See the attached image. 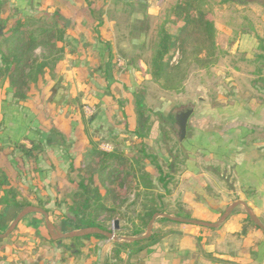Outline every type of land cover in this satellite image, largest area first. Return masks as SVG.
Here are the masks:
<instances>
[{
    "label": "rangeland",
    "instance_id": "rangeland-1",
    "mask_svg": "<svg viewBox=\"0 0 264 264\" xmlns=\"http://www.w3.org/2000/svg\"><path fill=\"white\" fill-rule=\"evenodd\" d=\"M28 1L29 10L18 12L11 0H0V38L18 18L30 19L26 30L38 36L43 28L60 23L53 10L68 22L67 35L65 46L57 54L38 48L31 55L32 62H44L48 70L37 77V82H30L27 90L22 89L25 99L14 97L6 80L0 82V169L11 175L10 185L18 194L17 200L48 210L49 220L61 233L74 230L61 218L67 209L57 204L75 190L71 182L79 180V172L73 169L78 168L84 150L111 145L126 157L122 175L127 163L133 164L135 178L128 179V186H135L148 172L156 184L153 194H162L155 166L162 175L171 176V180L166 179L170 188L180 180V174L175 176L187 161L184 141L177 142L169 116L192 104L189 133L197 129L218 133L228 126L222 117L235 115L236 88L243 85L240 95L256 97L246 87L256 80L253 73L257 67L236 51V41L242 33H248L250 37L258 35L264 46V0H204L214 19L215 59L213 63H200L191 58L179 92L162 90L160 83L152 82L148 71L158 30L176 0H93L90 12L83 0H34L39 3L35 8L33 0ZM252 25L259 28L251 29ZM175 28L169 26L170 32ZM256 44L259 46V40ZM139 101L142 108L136 105ZM223 103L231 106L229 111L222 108ZM141 145L145 154L155 156V161L143 157ZM21 146H36L41 154L36 161L28 160ZM133 197L134 191L129 189L114 203L108 200L106 205L117 214L102 213L98 224L124 237L122 234L131 229L140 212L139 204L131 203ZM20 210L15 206L0 208L1 232ZM115 221L118 230H114ZM17 228L0 241L3 264H20L23 258L29 261L42 254L58 257L59 247H75L87 239L58 243L38 237L33 229L45 233L43 217L38 214L26 216ZM92 242L105 241H84ZM43 245L50 246L51 252L42 251Z\"/></svg>",
    "mask_w": 264,
    "mask_h": 264
},
{
    "label": "crops",
    "instance_id": "crops-1",
    "mask_svg": "<svg viewBox=\"0 0 264 264\" xmlns=\"http://www.w3.org/2000/svg\"><path fill=\"white\" fill-rule=\"evenodd\" d=\"M11 3L18 12L29 10L28 0H11ZM32 5L39 7L34 0ZM259 9L261 12L263 6L260 5ZM258 40L259 46L256 44ZM256 49L258 52L254 53ZM237 50L257 67L253 73L256 80L246 87L256 97L240 95L243 85L236 88L235 115L222 117L228 126L218 133L197 129L190 134L189 119L183 140L187 161L175 176L180 174V180L174 181L170 188L167 187L168 182L165 187L161 186L165 214L213 224L233 202L242 201L264 226L263 40L258 35L250 37L248 33H242L236 41ZM222 108L229 111L231 106L223 103ZM166 178L172 179L170 175ZM134 200L133 197L131 203ZM167 201H172V204ZM141 202L142 198L137 199V204ZM184 212L189 213L188 219L180 216ZM247 217L244 208L238 206L217 228L178 222L156 223V219L152 229L155 238L138 247L121 248L116 244L131 242L90 237L75 247H59L58 257L42 254L29 261L23 258L20 264H264V235L258 227L251 226ZM33 232L49 241L46 233L38 229H33ZM89 239L105 242L85 244L84 241ZM41 248L46 253L51 252L50 246L43 245ZM3 263L0 261V264Z\"/></svg>",
    "mask_w": 264,
    "mask_h": 264
},
{
    "label": "trees",
    "instance_id": "trees-1",
    "mask_svg": "<svg viewBox=\"0 0 264 264\" xmlns=\"http://www.w3.org/2000/svg\"><path fill=\"white\" fill-rule=\"evenodd\" d=\"M90 12V5L93 0H83ZM204 0H177L168 10L165 23L159 28L154 42L149 76L152 82L159 84L166 92H179L182 88L183 79L186 76L187 68L191 58L196 62L213 63L216 55L215 25L212 12L205 8ZM53 16L58 18L60 23L43 28L40 34L35 36L26 30V23L30 19L18 18L13 25L0 38V82L6 80L12 88L13 96L25 99L22 89L27 90L30 82H37L36 79L45 75L48 65L44 62H32L31 55L38 48H48L52 54L60 52L65 46V36L67 29L60 14L54 11ZM169 26H175V32L171 33ZM108 56H110V46L105 45ZM25 70H28L25 72ZM137 107L142 108V102H137ZM172 122V115H170ZM143 139V135L137 134ZM22 155L26 159L37 160L41 150L36 146L27 148L20 147ZM140 152L144 158L155 161V156L145 154V146L141 145ZM78 168L73 169L79 172V180L71 182L75 190L68 192L57 204L58 207L65 206L67 214L61 218L65 221L69 229H84L96 227L107 231L98 224V217L102 213L117 214L113 208L106 205L108 200L115 202L121 193L129 189L134 191L132 204H137V199L143 198L140 212L131 222V229L122 235L126 237H139L146 231V227L151 217L157 213H165L162 205V195H154V183L152 175L143 173L139 182L135 186H128V179L135 178V169L132 163H127L126 172L123 175L120 170L126 167L124 161L126 157L117 150L105 152L101 149L90 146L80 154ZM135 165L138 161L134 160ZM159 176L157 182L166 186V175H162L158 165L155 166ZM109 171V172H108ZM123 178V179H122ZM108 181V182H107ZM11 175L0 169V208L15 206L23 209L32 206L23 200H17L18 194L11 187ZM141 186V189H140ZM144 191V193H143ZM159 203H161L159 205ZM40 208V207H39ZM47 213L48 210L44 209ZM3 215V213H0ZM72 216L73 218H70ZM186 219L189 213L180 215ZM251 226L258 229L247 217ZM156 223H174L164 218H158ZM264 235V233L262 232ZM104 239L99 235L87 236ZM155 238L152 232L150 238L146 240L134 241L131 243H118L121 248H133L144 245ZM47 239L51 241L48 236Z\"/></svg>",
    "mask_w": 264,
    "mask_h": 264
},
{
    "label": "water",
    "instance_id": "water-1",
    "mask_svg": "<svg viewBox=\"0 0 264 264\" xmlns=\"http://www.w3.org/2000/svg\"><path fill=\"white\" fill-rule=\"evenodd\" d=\"M66 26H68V22H66ZM193 110H194V106L192 104H187L185 107L179 110H175L172 113V123H173L174 134L178 142H182L186 137L188 121L190 117L192 116ZM238 206H241L244 208L249 219L254 223L256 227H258L264 233V226L260 223L258 218L250 210V208L244 202L236 201V202H233L224 211V213L220 216L217 222L213 224L196 221V220H184V219H180L174 216H170L165 213H157V214H154L151 217L150 221L148 222L144 235L139 236V237H122V238H119L116 234H114V231H105V230H102L96 227L72 230L66 233H61L49 221L48 214L44 209L35 207V206H27L21 209V211L17 214L13 222L10 224V226L6 230V232L4 234H0V239L6 238L16 228L17 224L25 216L30 215V214H40L44 218L45 228L47 230L49 238L52 241H61L63 239H76V238H82V237H87V236H92V235H99L109 241L134 242V241L146 240L150 238L154 222L158 218H164L169 221L178 222L182 224H190V225H194L197 227L217 228L230 216L233 210ZM114 225H115L114 230H118L117 221L114 222Z\"/></svg>",
    "mask_w": 264,
    "mask_h": 264
},
{
    "label": "flooded vegetation",
    "instance_id": "flooded-vegetation-1",
    "mask_svg": "<svg viewBox=\"0 0 264 264\" xmlns=\"http://www.w3.org/2000/svg\"><path fill=\"white\" fill-rule=\"evenodd\" d=\"M21 211V210H20ZM44 220V219H43ZM50 221V220H49ZM52 225L54 226V224L52 223ZM10 226V225H9ZM8 226V227H9ZM8 227H7V229H8ZM55 227V226H54ZM56 228V227H55ZM6 229V230H7ZM44 229H45V233H46V235L48 236V233H47V230H46V228H45V224H44ZM6 230L5 231H3V232H1L0 231V234H4L5 232H6ZM16 231V228L7 236V237H9V236H11L14 232ZM6 237V238H7ZM6 238H4V239H6ZM4 239H0V241H2V240H4ZM57 242H59V241H57Z\"/></svg>",
    "mask_w": 264,
    "mask_h": 264
},
{
    "label": "built area",
    "instance_id": "built-area-1",
    "mask_svg": "<svg viewBox=\"0 0 264 264\" xmlns=\"http://www.w3.org/2000/svg\"><path fill=\"white\" fill-rule=\"evenodd\" d=\"M99 149L105 152H111L113 148L111 147V145L105 144L104 146L99 147Z\"/></svg>",
    "mask_w": 264,
    "mask_h": 264
}]
</instances>
